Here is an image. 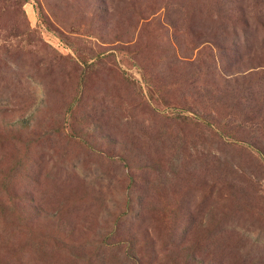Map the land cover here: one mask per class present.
Wrapping results in <instances>:
<instances>
[{"label":"rangeland","instance_id":"374dc122","mask_svg":"<svg viewBox=\"0 0 264 264\" xmlns=\"http://www.w3.org/2000/svg\"><path fill=\"white\" fill-rule=\"evenodd\" d=\"M0 264H264V0H0Z\"/></svg>","mask_w":264,"mask_h":264}]
</instances>
